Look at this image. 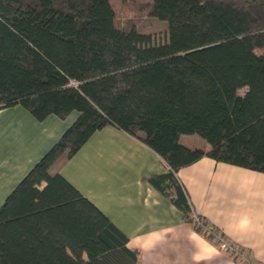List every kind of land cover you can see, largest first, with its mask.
I'll list each match as a JSON object with an SVG mask.
<instances>
[{
  "label": "trees",
  "instance_id": "16d2710c",
  "mask_svg": "<svg viewBox=\"0 0 264 264\" xmlns=\"http://www.w3.org/2000/svg\"><path fill=\"white\" fill-rule=\"evenodd\" d=\"M148 7L167 23L165 42L115 27L110 0H0V109L19 105L37 121L77 113L0 204V264H140L126 234L50 172L107 125L164 161L148 183L209 240L177 171L207 157L264 173V0ZM182 134L208 149L180 143Z\"/></svg>",
  "mask_w": 264,
  "mask_h": 264
},
{
  "label": "crops",
  "instance_id": "0c3cea01",
  "mask_svg": "<svg viewBox=\"0 0 264 264\" xmlns=\"http://www.w3.org/2000/svg\"><path fill=\"white\" fill-rule=\"evenodd\" d=\"M76 116L37 121L19 105L0 109V182L7 175L19 182ZM50 169L126 234L140 264H238L148 183L149 176L166 171L164 161L116 127L96 131L71 158L60 157ZM175 176L194 214L249 260L264 264V173L203 157Z\"/></svg>",
  "mask_w": 264,
  "mask_h": 264
},
{
  "label": "rangeland",
  "instance_id": "374dc122",
  "mask_svg": "<svg viewBox=\"0 0 264 264\" xmlns=\"http://www.w3.org/2000/svg\"><path fill=\"white\" fill-rule=\"evenodd\" d=\"M110 4L114 10V25L122 30H129L135 28L138 32L149 34L152 43L158 44L167 40V23L149 15L150 0H110ZM244 88L239 90L243 94ZM76 115L72 112L69 115V120ZM180 143L193 148L206 149L209 147L208 143L197 134H182L179 137ZM51 172V169H50ZM52 173V172H51ZM0 174V179H1ZM8 177V175H7ZM4 183L0 182V204L3 202L6 195L14 188L15 180Z\"/></svg>",
  "mask_w": 264,
  "mask_h": 264
},
{
  "label": "built area",
  "instance_id": "2783aa9c",
  "mask_svg": "<svg viewBox=\"0 0 264 264\" xmlns=\"http://www.w3.org/2000/svg\"><path fill=\"white\" fill-rule=\"evenodd\" d=\"M193 224L196 227H200L203 232L210 234L211 236V241L215 244H217L220 249L225 251L227 254H232L237 256L239 259L242 261L246 262V264H259L257 262L249 260L242 252L241 249L230 242H228L221 234L219 231L213 230L211 225L209 223L202 224L199 218L195 215H193Z\"/></svg>",
  "mask_w": 264,
  "mask_h": 264
}]
</instances>
